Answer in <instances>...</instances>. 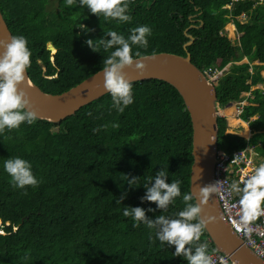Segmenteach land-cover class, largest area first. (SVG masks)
Here are the masks:
<instances>
[{
    "label": "trees",
    "instance_id": "trees-1",
    "mask_svg": "<svg viewBox=\"0 0 264 264\" xmlns=\"http://www.w3.org/2000/svg\"><path fill=\"white\" fill-rule=\"evenodd\" d=\"M55 3L49 8L50 0H0L11 36L28 41L27 73L44 93L62 94L102 70L112 51L99 46V39H110L107 31L127 37L131 29L147 25L152 30L148 47H134L135 58L189 53L201 71L223 72L215 86L220 107L249 94L241 121L233 124L248 122L251 138L226 134L227 121L218 118V150L231 154L249 143L264 158V93L256 89L264 88V5L252 8L253 0H246L227 10L228 0H128L132 21L118 23L99 19L79 4L69 8L65 0ZM242 13L252 22L240 26V46L233 49L220 31ZM79 24L91 32L85 34ZM187 35L194 42L184 49ZM88 39L97 40L99 52L87 47ZM49 43L57 50L53 63ZM240 58L249 64L224 69ZM254 61L259 64L249 72ZM132 85L134 103L123 113L112 107L107 94L58 124L36 119L0 135V229L5 233L0 235V264H187L174 255V246L161 245L154 233L150 239L144 224L133 227L132 218L122 215L128 206L144 209L147 219H174L185 207L183 195L190 194L192 129L180 95L158 80ZM96 128L100 130L93 132ZM15 157L30 162L38 187L11 186L3 164ZM162 168L169 173L166 183L181 180V196L163 211L154 203H141L147 178ZM125 176L139 178L138 187L129 188ZM125 193L121 204L116 203ZM205 237L203 231L194 243Z\"/></svg>",
    "mask_w": 264,
    "mask_h": 264
},
{
    "label": "clouds",
    "instance_id": "clouds-1",
    "mask_svg": "<svg viewBox=\"0 0 264 264\" xmlns=\"http://www.w3.org/2000/svg\"><path fill=\"white\" fill-rule=\"evenodd\" d=\"M65 3L69 8L79 4L81 8H87L90 14L99 19L103 18L105 21L115 20L118 23H131L132 21L128 0H65ZM78 27L85 34L91 32V29H87L83 24H79ZM105 35L110 39H99V46H102L105 51L110 49L112 51L103 60L104 89L111 97L112 107L118 113H123L128 106L134 103L133 85L126 79L124 69L135 65L133 70L140 76L143 75L144 65L135 58L133 48H147L148 37L152 35V30L147 25H141L131 29L127 37L112 30L107 31ZM95 41L97 40L88 39L85 43L91 51L99 52ZM27 45L28 41L24 36L12 35L8 41L0 40V49H2L0 52V135L5 130L10 132L18 129L25 123L32 125L37 118L36 113L31 110V104L25 91L19 87L25 81L26 71L31 64V51ZM50 47L55 50V53H51ZM46 50L53 63L57 50L50 43L46 45ZM135 55L138 56L139 53ZM112 127L118 128L119 125L113 123ZM99 130L96 128L93 132ZM3 170L10 178L13 188H35L39 185L38 179L33 174L32 165L25 159L8 158L4 161ZM168 176L167 169L162 168L155 173L154 177H148L143 185L145 194L141 198V203H154L156 209L162 211L173 204L175 199L181 196V180L166 183ZM125 177L129 188L138 187L139 178ZM219 183L218 181L199 187L197 197L199 204L190 203L194 199L192 194H184L185 207L176 213L174 219L165 215H159L154 220L147 219L144 209L128 206L123 207L122 215L132 218L133 227L144 224L150 230V239H152L151 233H154L155 239L161 245L174 246V255L182 257L187 264H214L209 254L208 244L194 242L200 240L206 225L215 220L214 217L202 219L201 212L202 204L211 194L217 192ZM242 183V187L235 181L229 186L230 193L238 197L237 202L231 204L230 207L239 209V219L236 222L241 227H245L264 210L262 208L264 206V163L255 167L253 174ZM126 195L127 193L122 195L116 203L121 204ZM147 211L151 212L153 209L149 208ZM4 234V231L0 229V235Z\"/></svg>",
    "mask_w": 264,
    "mask_h": 264
},
{
    "label": "water",
    "instance_id": "water-1",
    "mask_svg": "<svg viewBox=\"0 0 264 264\" xmlns=\"http://www.w3.org/2000/svg\"><path fill=\"white\" fill-rule=\"evenodd\" d=\"M10 36L0 12V40L8 41ZM187 37L189 42L184 45V49L194 42L193 37L190 35ZM136 59L144 65L143 75L140 76L134 71L135 65H133L124 69L126 79L131 83L158 80L170 85L180 95L189 114L192 129L189 192L193 195L195 203L199 204L197 198L199 187L214 183L219 108L216 85L212 84L191 62L189 53L186 56L159 53ZM102 71L103 69L59 95L44 93L31 82L27 71L26 79L19 87L29 98L31 110L37 115L36 119L58 124L108 94L104 89ZM233 103L235 102L226 106ZM208 217H214L215 220L206 225L204 233L212 240L216 251L224 254L234 264H264V261L256 256L226 224L219 209L216 193L211 194L202 204L201 218Z\"/></svg>",
    "mask_w": 264,
    "mask_h": 264
},
{
    "label": "built area",
    "instance_id": "built-area-1",
    "mask_svg": "<svg viewBox=\"0 0 264 264\" xmlns=\"http://www.w3.org/2000/svg\"><path fill=\"white\" fill-rule=\"evenodd\" d=\"M241 1L244 0H229L226 8L230 10L233 5ZM255 5H264V0H255ZM239 18L244 19L245 15L241 14ZM202 72L212 84L216 85L218 80L217 74L220 71L207 69ZM260 89L264 92L263 87H260ZM246 102L247 99L243 97L232 105L222 108L219 106L218 114L225 108H233L235 110V117L239 119ZM238 121H241V119ZM252 155H254L253 146L246 147L244 150L234 151L231 154L218 150L216 156L217 161L214 165L213 181L214 183L220 182L217 185L218 190L215 193L222 218L243 243L264 261V210L258 216V222L254 223L251 221L247 226L241 227L236 222L239 219V209L230 207L231 204L237 202L238 197L230 193L229 186L234 181L239 183L240 186H243V180L253 174L255 165L252 160ZM203 243H207L209 247L212 246V241L208 237L204 238ZM209 254L212 256L214 264H223V262H226V264H234L228 257L216 250H209Z\"/></svg>",
    "mask_w": 264,
    "mask_h": 264
},
{
    "label": "rangeland",
    "instance_id": "rangeland-1",
    "mask_svg": "<svg viewBox=\"0 0 264 264\" xmlns=\"http://www.w3.org/2000/svg\"><path fill=\"white\" fill-rule=\"evenodd\" d=\"M55 4H56L55 3V0H50V6H49V8L50 7H54ZM252 8H254V6ZM251 22H252V20H251V17L250 16H245L244 19H240V18L233 17V19L231 18L230 21H229V23H228V25L232 27L231 30H225L224 29L223 35L226 34V36L228 37V39L230 41H233L234 40L235 43H236V42H238V39L241 38L242 35H243L242 32H240V30H239L240 26L242 24L251 23ZM231 44L234 45L233 42H231ZM50 50H51V53L53 54L54 51H53V49L51 47H50ZM257 64H259V63L257 62ZM245 65H248V62L244 58H240L238 60L233 61L229 65H226V67L224 69H226V68H240V67L245 66ZM251 65H256V64H255V62L250 64V66H249L250 69L248 70L249 72H251ZM227 70L229 71V69H227ZM261 72L264 73V71H261ZM222 77H223V72H220V73L217 74V79H220ZM219 113H222V111L219 112ZM225 119L227 120V133H229L230 131H232L233 129H235L234 131L240 132L239 134L240 135H243V137H244V135L247 132L246 133H244V132L242 133V131H243V129H248V122H246L244 126H242L241 123H237V125H234L233 124L234 123V121H233L234 117L233 118L232 117H227V118L225 117ZM252 119H250L249 121H251ZM239 125H241V126H239Z\"/></svg>",
    "mask_w": 264,
    "mask_h": 264
},
{
    "label": "crops",
    "instance_id": "crops-1",
    "mask_svg": "<svg viewBox=\"0 0 264 264\" xmlns=\"http://www.w3.org/2000/svg\"><path fill=\"white\" fill-rule=\"evenodd\" d=\"M246 0H244V1H241V2H245ZM228 3H229V0H228ZM228 3H226L224 6H223V8L224 9H227L226 8V6L228 5ZM234 6V5H233ZM253 6H254V8L256 7V6H259V5H255V0H253ZM252 6V7H253ZM232 9V8H231ZM230 9V10H231ZM228 10V9H227ZM243 14V13H242ZM245 15V14H244ZM245 16H248V15H245ZM231 17V16H230ZM240 17V16H239ZM239 17H235V18H239ZM232 19H233V17H232ZM229 21H230V19L228 20V22L224 25V27L221 29V31H220V34L222 35V36H225V35H223V31H224V28L226 27V25H228V23H229ZM225 37H227V36H225ZM232 37V36H231ZM227 39H228V37H227ZM229 40V39H228ZM230 41V40H229ZM239 41H240V38L238 39V42H236L235 43V41L233 40V41H230V44H231V42H233L234 43V45H232L231 44V47L233 48V49H237V48H239ZM247 62H248V64H249V61L247 60V58H244ZM255 62V64L257 65V62L256 61H254ZM254 62H252V63H254ZM230 63H232V62H230ZM229 63V64H230ZM228 64V65H229ZM261 75L262 76H264V73H262L261 72ZM260 87H262L261 85H258L257 87H256V89H260ZM255 88H252L251 90H254ZM261 90V89H260ZM262 91V90H261ZM262 93H264L263 91H262ZM242 95H244V96H242V97H245V99H247V97H248V95L246 96V94H242ZM230 109V108H229ZM225 110H227V108H225V109H223L222 110V113H219L218 114V118H223V119H225V117L227 118V117H234V121H238L239 119H237L236 117H235V114L234 115H225L223 112L225 111ZM223 116V117H222ZM252 119V118H251ZM253 119H255V118H253ZM252 119V120H253ZM226 120V119H225ZM227 121V120H226ZM243 122V121H242ZM239 126H241V125H239ZM248 126H249V124H248ZM235 129H233L232 131H230L229 133H227L226 132V134H232V135H235V136H238V137H241V138H244V139H246V140H248V139H250L251 138V136H252V133H251V131L249 130V128L248 129H243V131H242V133L244 132V133H246L245 135H244V137H243V135H240L239 133L240 132H236V131H234ZM258 146H260V145H258ZM246 147H251V145L249 144V143H247V145L245 146V148ZM254 147V146H253ZM244 148V149H245ZM244 149H241V150H244ZM236 151H239V150H236ZM253 156V163H254V165H255V167H257L258 165H260V164H262V163H264V158L261 156V155H259L257 152H256V150H255V147H254V155H252ZM242 187V186H241ZM259 221V219H258V217L256 218V219H254L252 222H254V223H256V222H258Z\"/></svg>",
    "mask_w": 264,
    "mask_h": 264
},
{
    "label": "bare ground",
    "instance_id": "bare-ground-1",
    "mask_svg": "<svg viewBox=\"0 0 264 264\" xmlns=\"http://www.w3.org/2000/svg\"><path fill=\"white\" fill-rule=\"evenodd\" d=\"M54 51V53H55V50H53ZM225 115H234L235 114V110L233 109V108H228L227 110H225L224 112H223Z\"/></svg>",
    "mask_w": 264,
    "mask_h": 264
}]
</instances>
